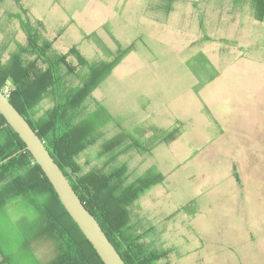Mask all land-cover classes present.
Returning <instances> with one entry per match:
<instances>
[{
    "label": "rangeland",
    "instance_id": "1",
    "mask_svg": "<svg viewBox=\"0 0 264 264\" xmlns=\"http://www.w3.org/2000/svg\"><path fill=\"white\" fill-rule=\"evenodd\" d=\"M15 15L41 21L49 56L76 47L97 65L133 43L85 101V112L99 102L112 120L77 161L81 172L125 163L127 182L150 170L164 177L130 206L131 230L146 247L167 251L155 264H264V20L254 19L250 0H1L2 61L26 44ZM59 71L73 86L88 67ZM51 105L45 97L37 115ZM150 126L174 139L144 154L123 141L104 166L105 140L142 128L147 143ZM23 211L0 213L5 264L56 253L48 238L22 246L31 232Z\"/></svg>",
    "mask_w": 264,
    "mask_h": 264
},
{
    "label": "trees",
    "instance_id": "2",
    "mask_svg": "<svg viewBox=\"0 0 264 264\" xmlns=\"http://www.w3.org/2000/svg\"><path fill=\"white\" fill-rule=\"evenodd\" d=\"M250 4L254 19L263 21L264 0H250ZM15 16L25 33L26 44L6 61L0 59V90L5 86L9 88L8 100L44 142L125 264H155L165 257L167 251L146 247L141 235L131 230L130 206L164 177L158 171L150 170L127 182L128 168L125 163L106 170L91 168L81 172L82 167L77 161L80 154L103 135L102 127L112 120L99 102L95 109L85 112V101L119 60L133 49V43L125 48L118 46L115 56L97 65L89 64L76 47L67 53L49 56L50 45L40 38L41 21L36 19L30 24L20 15ZM24 54L34 55L37 63L40 61L42 64H25ZM67 55L75 57L77 66L88 67L84 79L73 86L65 84L59 71L63 65L65 72L77 75L79 67L67 61ZM45 97H51L52 105L43 114L37 115V106ZM147 130L154 134L147 139V143L142 139L145 132L142 128L133 130L138 135L136 137L135 134L132 137L120 132L105 140L98 151L99 158H106L104 166L124 151L120 148L123 141H129L132 149L144 154L150 153L157 143H168L174 139L169 137L170 130L164 135L163 130L154 126ZM13 153L15 155L0 164V213L8 216V207L14 205L16 210H24L21 213L28 215L31 232L23 247H31L33 242L47 238L55 242L54 257L36 264H104L60 202L40 166L25 148V143L0 114V161ZM0 253L3 254L1 250Z\"/></svg>",
    "mask_w": 264,
    "mask_h": 264
},
{
    "label": "water",
    "instance_id": "3",
    "mask_svg": "<svg viewBox=\"0 0 264 264\" xmlns=\"http://www.w3.org/2000/svg\"><path fill=\"white\" fill-rule=\"evenodd\" d=\"M0 114L25 143V148L40 166L60 202L91 243L102 262L104 264H125L97 219L86 208L62 169L51 156L44 142L1 90ZM13 155L15 153L2 159L0 164L7 161Z\"/></svg>",
    "mask_w": 264,
    "mask_h": 264
},
{
    "label": "crops",
    "instance_id": "4",
    "mask_svg": "<svg viewBox=\"0 0 264 264\" xmlns=\"http://www.w3.org/2000/svg\"><path fill=\"white\" fill-rule=\"evenodd\" d=\"M136 234H141V233L136 232ZM5 263H6V262H5V260L3 259L2 255H1V253H0V264H5Z\"/></svg>",
    "mask_w": 264,
    "mask_h": 264
},
{
    "label": "built area",
    "instance_id": "5",
    "mask_svg": "<svg viewBox=\"0 0 264 264\" xmlns=\"http://www.w3.org/2000/svg\"><path fill=\"white\" fill-rule=\"evenodd\" d=\"M5 95H7L9 88L7 86H5L2 90H1Z\"/></svg>",
    "mask_w": 264,
    "mask_h": 264
},
{
    "label": "flooded vegetation",
    "instance_id": "6",
    "mask_svg": "<svg viewBox=\"0 0 264 264\" xmlns=\"http://www.w3.org/2000/svg\"><path fill=\"white\" fill-rule=\"evenodd\" d=\"M141 235V234H140Z\"/></svg>",
    "mask_w": 264,
    "mask_h": 264
}]
</instances>
